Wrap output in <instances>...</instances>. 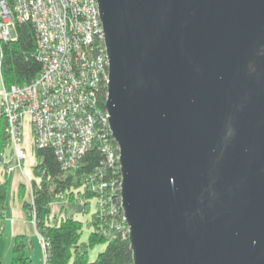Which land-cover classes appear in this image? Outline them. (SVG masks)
<instances>
[{"label": "water", "instance_id": "95a60500", "mask_svg": "<svg viewBox=\"0 0 264 264\" xmlns=\"http://www.w3.org/2000/svg\"><path fill=\"white\" fill-rule=\"evenodd\" d=\"M132 264H264V0H97Z\"/></svg>", "mask_w": 264, "mask_h": 264}, {"label": "built area", "instance_id": "2783aa9c", "mask_svg": "<svg viewBox=\"0 0 264 264\" xmlns=\"http://www.w3.org/2000/svg\"><path fill=\"white\" fill-rule=\"evenodd\" d=\"M16 20L29 21L35 28V56L41 64L40 71L23 84L6 86L0 71V112L18 166L26 156L22 123L27 117L33 147L51 148L64 170L77 167L93 144L103 152L106 164L117 162L119 168L118 145L111 135L107 111L97 103L98 92L108 80L97 0H0V67L1 42L15 38ZM43 171L39 169L40 174ZM102 174L103 167L98 166L83 177L85 188L93 192L94 211L102 221L100 231L108 238L128 235L120 206V180L116 187ZM27 185L30 216L35 222L31 180ZM67 193H55L53 200L61 203ZM119 211L121 221L116 217ZM39 239L45 264L46 242L40 234Z\"/></svg>", "mask_w": 264, "mask_h": 264}, {"label": "trees", "instance_id": "16d2710c", "mask_svg": "<svg viewBox=\"0 0 264 264\" xmlns=\"http://www.w3.org/2000/svg\"><path fill=\"white\" fill-rule=\"evenodd\" d=\"M14 39L1 42V76L5 85L23 84L29 82L41 68L35 56L36 31L29 21H15ZM106 86L98 92V106L104 109ZM6 141L5 118L0 112V150ZM35 160L31 164L34 176L31 179L34 194L35 226L46 242L45 264H132L128 235L118 234L108 238L100 231L102 221L97 218L95 211L90 219L92 231L87 242L79 243L78 237L82 231L83 222L71 215L56 219L50 214V204L58 190L65 189L69 194H81L93 198V192L86 189L82 183L83 177L91 173L96 167H103V176L118 186L120 170L118 163L106 164L104 154L97 144H93L82 156L79 165L71 170L63 171L57 162L51 148L33 147ZM104 165V166H103ZM43 168V173L39 169ZM81 185V186H80ZM24 183L18 186L19 194L24 196ZM119 190L117 188V196ZM7 198V180L0 181V236L1 222L4 217L5 201ZM23 206L30 216L28 202L24 199ZM119 204V196L117 206ZM121 221L120 211L116 216ZM31 218V216H30ZM103 243V249L96 257L89 260L86 245ZM9 264H33V260L26 253V244L22 234L14 237L12 255Z\"/></svg>", "mask_w": 264, "mask_h": 264}, {"label": "crops", "instance_id": "0c3cea01", "mask_svg": "<svg viewBox=\"0 0 264 264\" xmlns=\"http://www.w3.org/2000/svg\"><path fill=\"white\" fill-rule=\"evenodd\" d=\"M28 124H29V122H28ZM29 127H30V125H29ZM31 144H32V134H31ZM22 145L26 151L25 158L31 159L30 162H28V166H31V164L35 160L33 147L32 146H29V147L24 146L23 141H22ZM8 149H9V151H5V153L0 151V155L2 154L4 157L2 160L0 159V181H3L4 179H6V175H7L8 171L7 172L5 171L6 169H4V165L7 164L6 160H8V158L12 157V155H13V154L11 155L12 151H11L10 146H8ZM9 152H11V153L9 154ZM6 153H8L7 156H6ZM23 160H22V162H23ZM22 162H21V168L23 166ZM33 176H34V173H33V170L31 168V175L28 177V179L31 180L33 178ZM20 183H24V182L23 181L18 182L16 190L14 191V193H12L10 200H8V191H7V198L5 201V208H4V217H3V220L1 222L2 235L3 234L8 235L7 242H6V245L4 247L5 251H6L5 255H6L7 263L9 264L10 258L12 255V244H13L14 237L17 234H22L23 240H24V242L26 244V248H27L26 253L33 260V264H35L34 257L29 252L31 248L28 250V247L32 243L27 242V240H26L27 239L26 235L28 234L27 229H29L28 223L30 221V217L26 214L27 211L24 208L23 203H22L24 199L26 200L28 198L29 190H28V187L25 185L27 191H25L24 196L21 197L19 194V189H18V186ZM16 200L18 201V203L16 202ZM86 201H87V203L85 204V206H83L79 201L73 199V200H68L63 205H61V204L57 205V207L60 208L59 211L67 212L68 215H71L74 218L81 220L83 222V227L87 228L88 232L90 233L92 231V227L88 224V222H90V219H91L92 214L94 212L95 204H94L93 198H91V197L86 198ZM55 206L56 205L52 206L50 204V209H51L50 214H52V215H53V213H55L54 212L55 209H53V207H55ZM6 213L8 216H5ZM33 225H34V223H33ZM33 229L36 232L35 225L33 226Z\"/></svg>", "mask_w": 264, "mask_h": 264}, {"label": "rangeland", "instance_id": "374dc122", "mask_svg": "<svg viewBox=\"0 0 264 264\" xmlns=\"http://www.w3.org/2000/svg\"><path fill=\"white\" fill-rule=\"evenodd\" d=\"M5 135H6V141L4 144V147L0 150L1 152L5 151H9L8 146L10 143L9 140V135L6 133L5 131ZM22 137H23V144L26 147L32 146L33 147V143L31 144V130L28 124V120L25 117V120L23 122V126H22ZM11 152H9L10 154ZM8 155V153H6V156ZM12 155V153H11ZM4 157L1 154L0 155V159L2 160ZM30 158L29 159H24L22 162V168L18 166L17 164V160L16 158L12 155V157H9L8 160H6V163L4 165V169H6L7 167H12L11 169L8 170V173L6 175V179H7V191H8V200H10V197L12 195V193H14V191L16 190V187L18 185L19 181H23L25 183L26 186H28L27 184L29 183V179L28 177L31 175V166H28V162H30ZM7 172V170H5ZM83 183V181H82ZM26 186L24 187V192L27 191ZM81 186V185H80ZM65 191V189H61L58 190L56 192V194L58 192H62ZM55 196V195H54ZM85 196H82L81 194H69L67 193V197L65 198V200L63 202H55V200H53V202H51V205L55 207H53L54 212L53 215L55 216L56 219H59V217L61 216H66L68 215L67 212H63V211H59V207H57V205H63L65 202H67L68 200H77L80 202V200H83L82 205L85 206V204L87 203ZM16 202L18 203V201L16 200ZM29 204H28V208H29ZM51 210V209H50ZM58 211V212H57ZM26 214L28 215V213L26 212ZM5 216H8L7 213L5 214ZM29 216V215H28ZM30 217V216H29ZM33 223H34V219L30 218L29 221V229H27V235H26V240L27 242H31L32 244L28 247V250L30 249V253L33 255L34 260H35V264H43V246L42 243L39 239V234L37 232H35V230L33 229ZM88 224L92 227L91 225V221L88 222ZM88 229L85 227H82V231L78 237V242L79 243H85L87 242L88 239ZM7 237L8 235L3 234L0 236V264H8L7 260H6V251H5V245L7 242ZM27 249V248H26ZM86 249V253H87V257L89 260H92L96 257L97 253L99 251H101L103 249V243H95L93 245H86L85 246Z\"/></svg>", "mask_w": 264, "mask_h": 264}, {"label": "bare ground", "instance_id": "6f19581e", "mask_svg": "<svg viewBox=\"0 0 264 264\" xmlns=\"http://www.w3.org/2000/svg\"><path fill=\"white\" fill-rule=\"evenodd\" d=\"M35 51H36V46H35ZM7 86V85H6ZM24 120H25V118H24ZM24 122V121H23ZM29 122V121H28ZM29 125H30V123H29ZM22 126H23V123H22ZM35 148H44V147H35ZM55 156V155H54ZM55 158H57V157H55ZM57 160V162H58V159H56ZM59 163V162H58ZM59 166H60V168L63 170V171H67V170H64L62 167H61V165H60V163H59ZM32 190V189H31ZM28 194H30V193H28ZM34 195V194H33ZM32 195V197H31V199H32V201H33V207H34V196ZM26 201L28 202V198L26 199ZM35 208V207H34ZM34 225H35V222H34ZM35 228H36V226H35ZM36 232L38 233V234H40L39 232H38V230H37V228H36Z\"/></svg>", "mask_w": 264, "mask_h": 264}]
</instances>
